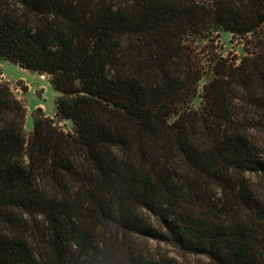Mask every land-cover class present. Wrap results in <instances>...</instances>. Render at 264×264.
<instances>
[{
    "label": "trees",
    "instance_id": "trees-1",
    "mask_svg": "<svg viewBox=\"0 0 264 264\" xmlns=\"http://www.w3.org/2000/svg\"><path fill=\"white\" fill-rule=\"evenodd\" d=\"M3 61L0 264H264V0H0Z\"/></svg>",
    "mask_w": 264,
    "mask_h": 264
},
{
    "label": "rangeland",
    "instance_id": "rangeland-1",
    "mask_svg": "<svg viewBox=\"0 0 264 264\" xmlns=\"http://www.w3.org/2000/svg\"><path fill=\"white\" fill-rule=\"evenodd\" d=\"M232 41L230 37L223 38L220 41L222 47V54L225 58L237 59L241 58L244 54L242 51V45L237 43V40ZM0 83L6 84L10 87L15 97L20 100L26 110L27 117L25 121V130L27 135L32 133L33 117L32 114L38 109H41L47 117L54 118L56 109L55 102L58 94L51 87L48 78L40 76L37 73L30 72L20 68L19 66L11 62H0ZM195 107H199L200 99L198 98L194 102ZM61 128L65 131L72 130V123L65 122L61 124ZM149 249L152 254L156 256H168L171 258H177L178 261H182L176 255V251L166 245H158L156 243H149ZM195 264H208L206 260L199 258H191Z\"/></svg>",
    "mask_w": 264,
    "mask_h": 264
}]
</instances>
